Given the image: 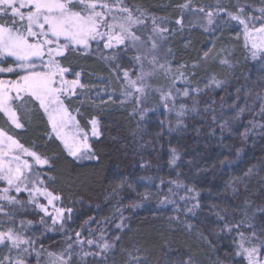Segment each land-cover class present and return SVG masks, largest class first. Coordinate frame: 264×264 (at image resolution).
<instances>
[{
  "label": "trees",
  "instance_id": "16d2710c",
  "mask_svg": "<svg viewBox=\"0 0 264 264\" xmlns=\"http://www.w3.org/2000/svg\"><path fill=\"white\" fill-rule=\"evenodd\" d=\"M123 1L130 9H138L147 17L163 19L168 24L170 31L161 46L163 54L171 49L172 55L164 58L170 62L173 72L184 71L179 66L188 65L187 81L175 84L181 92L177 94L173 89L176 106L184 104L189 110L182 118L183 126L177 128L176 112L152 111L151 107L141 120L137 104L124 100L122 82L110 66L90 53H70L63 61L64 66L80 72L81 82L89 88L84 90V95L73 97L69 107L74 115H77L75 109H79L77 119L87 131L90 127L87 122L92 116L99 119L101 135L90 141L99 159L74 161L52 135L42 113L31 106L21 111L25 127L13 128L10 134L26 148L50 158L52 168L45 166L39 171L54 178L46 181L48 190L61 196L60 206L71 208L72 213L70 218H65L61 229L60 224L53 226L50 220L47 225H41L42 214L29 206L18 212L16 225L19 227L21 219L32 221L26 235L36 239L37 250L43 245L47 251L54 252L66 247V234L71 236L74 231H81L86 236L85 229L91 228L98 237L99 229L103 228L106 238L115 243V248L107 254L106 264H126L132 257H138L140 264H177L187 258L186 254L193 256L195 264H215L225 253L235 251L233 239L237 234L229 232L225 225L242 220L245 201L251 202L249 213L264 206V183L261 182L264 178V114H261L264 62L252 58L245 46L241 25L228 21L225 16L219 17L208 31L187 23L177 25L175 21L186 9L179 5L185 3L189 4L187 9L212 10L219 2L235 12L234 5L238 3L259 8L261 0ZM209 49H215L217 55L204 62L203 53ZM225 56L230 67L219 62ZM194 63L198 67L192 68ZM213 76L224 82L222 87L211 84ZM5 77L14 76L0 74V78ZM153 80L160 82V88H170L172 84L164 74H158ZM185 88L189 89L188 97L182 94ZM101 89H106V93H101L103 98L107 100L111 94L114 102L100 105L95 93ZM193 106L197 109L195 113L190 111ZM240 108L244 111L239 119L231 120ZM213 115L217 117L215 123ZM4 119H0V126L7 128ZM224 119H229L230 131H221L219 124ZM172 149L180 156L175 165L169 163ZM249 168H254V173L244 177ZM239 177L244 179L241 181ZM170 181L185 187L177 188ZM188 187L195 192H187ZM169 188L175 195L168 192ZM165 196L176 203L161 204ZM180 196L190 199L181 201ZM193 196L195 200L191 199ZM18 198L26 200L25 196ZM197 200L200 207L195 215L187 212ZM133 203L139 207L131 208ZM121 216L125 226L117 230L115 225L121 223ZM177 216L178 220L171 219ZM90 218L94 221L85 224ZM259 221H264V216L258 215ZM188 224L192 225L191 229ZM115 236L120 237L119 241H114ZM3 254L6 250L0 252ZM46 259V255L42 256L41 264ZM98 259L89 257L87 261L97 264ZM31 264H37L35 255L31 257ZM72 264H79L76 257ZM226 264L247 262L243 257L230 256Z\"/></svg>",
  "mask_w": 264,
  "mask_h": 264
},
{
  "label": "snow or ice",
  "instance_id": "6c2138e0",
  "mask_svg": "<svg viewBox=\"0 0 264 264\" xmlns=\"http://www.w3.org/2000/svg\"><path fill=\"white\" fill-rule=\"evenodd\" d=\"M261 5L259 8H253L252 5L238 3L234 5L235 12H232L218 2L215 12L209 10L205 13L203 7L199 8L198 12L205 13V31L209 30L208 26L216 23L217 17L222 16H226L228 21H235L241 25L245 46L249 47L252 58L256 59L257 54L260 53V59L264 60V0H261ZM179 7L188 8L189 4L185 3ZM257 12L259 15L256 14ZM144 15V12H140V15L134 16L132 9L125 6L123 0H114L113 3H109V0H0V74H12L15 77L0 78V114H2L0 119L6 118L4 122L8 126L7 128L0 126V181L6 185L0 188V201L6 202L9 206L6 208L4 203H0V252L6 250V254L0 255V264H31L33 255L37 264H41V257L44 255L47 259L43 264H72L73 257L78 259L79 264H88L89 257L99 258L97 264H106L107 254L115 248V243L106 238L103 228L99 229L98 237L95 235L96 230L91 228L85 229L86 236L81 231H74L71 236L66 234V247L54 252L47 251L43 245L37 250L36 239L26 235L32 221L21 219L17 227L18 212L29 206L43 213L39 221L41 225H47L48 220H51L53 226L59 223L61 229L65 218L71 217L72 209L57 207L56 202L61 201L62 198L49 191L46 183L47 180L54 178L39 171L45 166L52 168L50 158L26 148L10 134V130L25 127L19 113L31 106L47 118L51 133L61 142L63 150L74 161L99 159L89 143L88 131L81 128L77 119V115L80 114L79 109H75L77 115H73L69 107L72 98L84 95V90L89 86L81 82L80 72H74L71 67H66L63 63L70 53L90 51L93 45L96 46L97 51L102 48L109 53L102 55V59L111 65L117 80L122 81L124 100H133L139 105L142 98L152 92H159L165 109L176 112L177 128L183 126L182 118L189 110L184 104H180L179 109H176L173 89L177 94L181 92L175 84L177 81H187L188 65L179 66L184 71L173 72L167 59L163 63L160 61L156 53L161 48L160 41L166 39L165 34L170 30L162 26L165 24L163 19L158 22L154 18L152 34L146 40L142 39L136 29L137 26L145 23L142 19ZM175 23L182 25V18L177 19ZM217 26L219 27L218 24ZM149 42L150 47L146 48ZM222 51L227 50L222 49ZM129 52H134L135 55L129 58ZM164 55L165 57L172 55L171 49H168ZM216 55L215 49H209L203 53L202 60L207 62ZM126 58L134 63L125 66ZM219 62L221 65L231 66L226 56ZM137 67L138 70L133 72ZM196 67L198 65L194 63L192 68ZM159 72H163L172 82L168 91L153 88L149 82ZM133 75L135 78H132ZM192 75L195 73L193 72ZM69 76L72 78L70 79ZM210 82L215 87H222L224 83L214 76ZM102 92L106 93V89L95 93L100 105L107 106L109 102H114L111 94H108L105 100L101 95ZM182 94L188 97L189 89H183ZM169 100L173 102L172 108L168 107ZM93 103L95 104V100ZM123 103L124 101H121V104ZM147 111V109L139 111L141 120L145 119ZM190 111L195 113L197 109L193 106ZM243 111L244 109L240 108L230 119L233 121L239 119ZM261 114H264V106L261 107ZM212 120L215 123L217 117L213 115ZM87 123L90 125L91 136L99 138L101 135L99 119L92 116ZM219 127L222 132L230 131L229 119H224ZM247 134L248 129L243 135L246 137ZM51 138L52 136L49 135V139ZM179 159L177 150L172 149L169 163L175 165ZM254 171V168H249L244 173V177L252 175ZM244 177L238 179L242 181ZM146 179L151 181L150 177ZM261 182L264 183V178ZM169 183L175 184L177 188L185 187L177 181ZM245 187L247 188V185ZM232 190L237 191L235 187ZM12 192L16 195H11ZM168 192L175 195L172 188H169ZM187 192L193 193L195 189L188 187ZM22 193H27V200L18 198ZM144 195L146 198L147 194ZM41 198L45 203H41ZM195 198V196L191 197L193 200ZM179 199L187 202L190 198L180 196ZM160 203L167 205L175 204L176 201L165 196ZM250 206L251 202L246 200L242 220L231 226L225 225L229 232L235 231L237 234L233 239L235 251L225 253L224 258H218L215 264H226L230 256L243 257L247 264H264V221L257 222L258 215L264 216V206L256 207L249 213ZM49 207L52 211H49ZM130 207L134 209L139 205L133 203ZM199 207L197 200L186 211L195 215V210ZM176 210L179 211V208ZM217 215L219 216V213ZM171 219L178 220L179 217ZM93 221L94 218H90L85 224ZM123 221L124 217L121 216V223L115 225L117 230L124 228ZM187 227L191 229L192 225L188 224ZM119 239V236L114 237V241ZM129 255L131 256V253ZM186 255L187 258H182L177 264H195L193 256ZM126 264H140V260L138 257H132V260Z\"/></svg>",
  "mask_w": 264,
  "mask_h": 264
},
{
  "label": "rangeland",
  "instance_id": "374dc122",
  "mask_svg": "<svg viewBox=\"0 0 264 264\" xmlns=\"http://www.w3.org/2000/svg\"><path fill=\"white\" fill-rule=\"evenodd\" d=\"M114 0H109V3H113ZM218 3V2H217ZM123 4H124V1H123ZM125 5V4H124ZM138 9H132L133 11V15L134 16H138L140 15V10L137 11ZM209 11V10H205V13ZM213 12L216 11V6L211 10ZM205 13H200L198 12V9L196 8H192V9H185L182 13V16L180 17V19L182 18V24L183 23H187V24H190V25H195V26H199V27H202L205 29V26H206V18H205ZM259 15V14H258ZM226 17V16H225ZM142 19L145 21V23L143 25H140V26H137V34L138 35H141L142 39H147L148 36H150L152 33H151V28H152V20L154 18H150V17H147L146 15H144L142 17ZM219 19V17L216 18V21ZM158 22L160 20L156 19ZM167 23L165 22L164 25L162 26H165L167 27ZM258 26V25H257ZM211 26H208V28H210ZM242 27V26H241ZM162 43V41H160V44ZM146 48L147 47H150V42L148 45L145 46ZM248 50H249V47H247ZM250 54H251V51L249 50ZM83 53H90V54H93L95 56H97L98 58H100L102 61H104L102 59V55H107L109 54L108 52L104 51L102 48L97 51L96 49V46L93 45L92 49L90 51H87V52H83ZM133 55H135L134 52H129V58L132 57ZM156 55L158 56V58L160 59V61L163 63L164 60L166 58H164V54L162 52V46L160 48V50L156 53ZM260 53L257 54V58L255 60H259V61H263L262 59H260ZM252 56V55H251ZM8 59H11V58H8ZM105 62V61H104ZM106 63V62H105ZM134 63V61H131L130 59L126 58L125 59V66H129L130 64ZM146 63V62H145ZM108 66L111 67L110 64L106 63ZM138 70V67L137 69H133V72L137 71ZM158 74H164L163 72H159L157 73L155 76H153L151 79H150V83L152 84L153 88H160L161 87V84L160 82H157V81H154L153 78L157 77ZM7 75V74H6ZM14 79L15 77H5L4 79ZM69 78L71 79L72 77L69 76ZM132 78H135V75L132 76ZM122 82V81H121ZM159 85V86H158ZM164 91H168L169 88H162ZM172 101L169 100L168 101V107L169 108H172ZM175 106H176V103H175ZM148 107H151L152 108V111L155 110V109H159V110H165V111H168L167 109H165L164 107V101H162L160 99V93L159 92H152L150 95L142 98V102L137 105V110L138 112L141 110V109H147ZM176 109L178 110L179 107L176 106ZM148 110V109H147ZM172 112V111H171ZM175 112V111H173ZM148 113V111H147ZM74 115V114H73ZM47 119V118H46ZM50 127V126H49ZM51 131V129H50ZM69 131H74V129H69ZM88 134H89V143L91 141V139L95 138V137H92L91 136V132H90V127H89V130H88ZM54 136V134H52ZM55 137V136H54ZM59 141V140H58ZM60 142V141H59ZM61 143V142H60ZM63 146V145H62ZM89 160H82V161H78L79 163H84V162H88ZM92 161V160H91ZM6 186L4 184V182L0 181V188ZM11 195H16L14 192L10 193ZM21 196H25L26 200H27V193H22ZM0 203H6V202H3V201H0ZM41 203H45V201L41 198ZM57 203V207H60V203L59 201L56 202ZM39 211V209H37ZM49 211H52L51 207H49ZM40 212V211H39ZM41 213V212H40ZM43 215V213H41ZM51 222V220H50ZM52 223V222H51ZM59 224V223H57Z\"/></svg>",
  "mask_w": 264,
  "mask_h": 264
}]
</instances>
